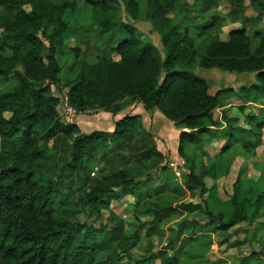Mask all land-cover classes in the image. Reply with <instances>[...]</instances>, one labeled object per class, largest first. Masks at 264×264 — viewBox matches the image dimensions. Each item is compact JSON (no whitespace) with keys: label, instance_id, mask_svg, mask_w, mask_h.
I'll use <instances>...</instances> for the list:
<instances>
[{"label":"trees","instance_id":"obj_1","mask_svg":"<svg viewBox=\"0 0 264 264\" xmlns=\"http://www.w3.org/2000/svg\"><path fill=\"white\" fill-rule=\"evenodd\" d=\"M78 3L0 0V264H225L209 258L210 242L204 249L195 247L210 235L184 234L194 222L178 223L177 237L185 235L178 250L170 241L162 251H153L151 239L159 229L155 223L177 212L172 201L163 207L150 196L151 189L159 195L164 184L149 188L141 182L166 168L160 167L163 157L140 116H124L111 132L86 135L76 124L63 122L61 102L65 95L78 116H117L132 104L159 112L177 130L187 131L180 133L178 143L187 171L185 189L211 195L230 210L228 217L214 215L206 201L203 208L190 203L178 207L203 211L216 225L214 231L255 225L264 212V189L256 183L243 187L241 179L264 129V27L258 28L259 19H246L249 30L242 25L221 40L224 18L207 17L219 0H193L192 7L180 5L181 0H84L101 42L115 41L110 51L118 60L97 56L91 64L72 66V77L63 81L58 53L66 46L67 16ZM249 4L264 14L263 0ZM121 8L134 22L151 25L161 50L122 22ZM194 67L255 74L257 83L240 89L237 99L239 111L252 105L257 114L244 116L242 125L225 112L215 118L231 90L209 95ZM131 147L139 150L137 160L125 163L121 153H130ZM117 153L120 166L112 164L106 175L90 177L101 161ZM237 158L242 165L231 195L222 201L216 182L228 176ZM127 198L134 203L133 218L142 221L135 228L126 227L111 209L113 202ZM143 232L145 254L136 259Z\"/></svg>","mask_w":264,"mask_h":264},{"label":"rangeland","instance_id":"obj_2","mask_svg":"<svg viewBox=\"0 0 264 264\" xmlns=\"http://www.w3.org/2000/svg\"><path fill=\"white\" fill-rule=\"evenodd\" d=\"M83 2L84 0H79L76 10L73 13H69L67 16L70 28L65 37L66 46L58 53V60L62 69L61 78L63 81L72 77V66L77 69L82 63L91 64L97 56H108L114 61L118 60V56L113 50V53L110 51L116 46V44H114L115 41H113V44L111 45L107 44L106 41L104 43L101 42L99 32L89 20L86 11L87 9ZM192 3L193 0H181L180 5L183 6L186 4L189 7H192ZM187 9L191 11V9ZM26 10H28V8H26ZM179 10H183V7ZM262 13L255 11L253 7L250 6L249 0H244L243 3L240 4L231 3L229 0H219L218 6H216L207 17L218 14L224 18L222 23L223 31L219 37L221 40H225L227 33L230 30L240 29L242 25H245L249 30L251 26L247 23L246 19H259L260 23L258 28L264 27V14ZM191 15H193L192 11ZM169 16L173 17L172 14ZM120 18L123 23H127L134 27L142 36V39L149 41L161 50L159 36L152 31V27L149 23L144 21L134 22L127 16L123 8H121ZM123 37L124 35L122 38ZM117 38L115 39L117 40ZM193 73L207 83L208 93L211 96L220 90H231V97H228L225 101V106L223 108L216 110L214 113L215 118L220 119L221 114L223 115V112H225L228 117L238 118L239 124L242 125L244 116L257 114L258 107L252 105H248L243 113L239 111L238 107L240 105L237 99L240 89H248L249 86L257 83L255 74L227 73L216 69L203 70L198 67L193 68ZM141 107L140 104L129 105L128 108L117 114L118 116H116V119L120 120L127 115H138L142 119V124L146 132L153 135L155 148L163 157L160 167H165L166 171L163 172L162 170H158L156 174L152 172V178H142L141 182H143V187L147 186L149 188L164 184L165 186L159 195L156 190L151 189V192H149L150 196L153 197L158 205L163 207H169V201H172L171 207L177 212L169 214L167 216L169 219L164 223H155L156 228L158 227L159 229L151 239L152 245L154 246L153 251H162L170 241H175L174 251L178 250L182 238L185 236L181 235L177 237L178 223L181 221H188L194 222L195 225L185 227L183 229L184 234L185 232L188 234L192 233L193 235L191 238L200 235H210L209 241L200 240L195 244V247L204 249L206 248V243L210 242L206 250L208 251L207 254L211 260H222L225 264H264L263 209L260 211L261 214L256 217L255 225L241 223L230 229L227 233L218 230L214 231V229L217 228L216 225H212L203 211L194 210L187 212L180 209L178 206L183 203L200 205L203 208V203L206 201V203H209L214 210V215L217 212H223V214L228 217L230 205L220 202L217 203L216 199L208 194L201 197L197 190L188 192L185 189L182 180L183 175L187 174V171L185 170L186 166L183 160L178 156V143L180 133L187 131L177 130L174 125L166 120L159 112H146ZM101 115L102 114L99 113H88L83 116H77L73 123L76 124L81 132L86 135L98 132H111L114 128L115 122L110 130V128L103 122V118L105 117H102ZM250 140L253 141V139ZM51 143L52 141H50L49 145H51ZM130 150V153L123 151L121 153V157L125 163H131L137 160V155L139 154L138 148L131 147ZM108 156L109 160L106 158L101 161L98 168L93 171V175L91 174V178L106 175L112 164L120 166L117 160L118 153ZM242 162L243 160L241 158H237L233 162L228 176L221 179L220 177L222 176H220V180L216 182L217 194L222 201L227 200L231 195L232 185ZM155 175L159 176V181L155 182ZM73 182L75 184H80V180L76 179V177L73 178ZM241 182L243 187L246 188H249L250 184L253 185L256 183L259 187L264 189V129L262 131L260 146L256 150V155L250 158L245 164ZM206 183L209 187L213 185L210 181H206ZM125 201L127 202L126 204ZM132 202L133 200L130 198L124 199L119 203L113 202L111 204V209L116 215L125 220L126 227L135 228L141 224L142 221L137 223L133 218L131 212L134 211V203ZM149 221L150 219L148 222ZM145 236V232L141 233L140 238L142 240L140 246L134 250L137 257L136 259L145 254L144 250L147 241Z\"/></svg>","mask_w":264,"mask_h":264},{"label":"built area","instance_id":"obj_3","mask_svg":"<svg viewBox=\"0 0 264 264\" xmlns=\"http://www.w3.org/2000/svg\"><path fill=\"white\" fill-rule=\"evenodd\" d=\"M61 116L65 124H72L78 116L75 110L69 106L67 97L65 95L62 97L61 102Z\"/></svg>","mask_w":264,"mask_h":264},{"label":"crops","instance_id":"obj_4","mask_svg":"<svg viewBox=\"0 0 264 264\" xmlns=\"http://www.w3.org/2000/svg\"><path fill=\"white\" fill-rule=\"evenodd\" d=\"M142 108V107H141ZM156 112V111H155ZM99 114H102L101 116L102 117H105V118H103V122L110 128V130L112 129V127H113V123L114 122H116V121H118V119H116V116H112V115H110V114H107V113H99ZM118 116V115H117ZM106 117H108V118H106ZM111 119V120H110Z\"/></svg>","mask_w":264,"mask_h":264}]
</instances>
